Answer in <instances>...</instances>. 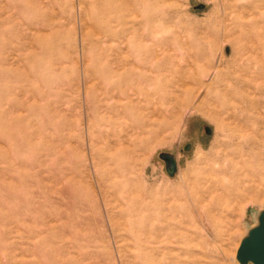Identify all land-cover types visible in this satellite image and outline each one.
<instances>
[{"label":"rangeland","instance_id":"1","mask_svg":"<svg viewBox=\"0 0 264 264\" xmlns=\"http://www.w3.org/2000/svg\"><path fill=\"white\" fill-rule=\"evenodd\" d=\"M257 4L0 0V264H239L264 62L222 39Z\"/></svg>","mask_w":264,"mask_h":264},{"label":"bare ground","instance_id":"2","mask_svg":"<svg viewBox=\"0 0 264 264\" xmlns=\"http://www.w3.org/2000/svg\"><path fill=\"white\" fill-rule=\"evenodd\" d=\"M247 8L248 7L245 5L241 6V10L238 11L239 13L238 17L244 18L246 17V15H249V17H251L252 19L248 20L247 22L241 25L242 30L239 32V34H237L236 36L225 35L222 40L224 42H228L231 44L232 50L236 55L239 54L240 52L241 53L249 52L250 50H249L248 44L249 42H252L253 48L256 51H258V53L261 52L260 58H261V61L264 62V0H260V4H257L253 8L252 11H247L246 10ZM219 38L220 37H217L216 39L219 41L220 40ZM204 41H205V38H202L198 42L201 45ZM182 44H183L182 42L181 43H178L176 41L173 42L174 48L179 52L182 51ZM203 46L207 49L205 45ZM200 59H205L206 61L209 60L207 59V56L205 53L201 54ZM141 60L142 58L139 57L138 58L139 64ZM243 200L244 199L242 198L239 199V201L241 202Z\"/></svg>","mask_w":264,"mask_h":264},{"label":"water","instance_id":"3","mask_svg":"<svg viewBox=\"0 0 264 264\" xmlns=\"http://www.w3.org/2000/svg\"><path fill=\"white\" fill-rule=\"evenodd\" d=\"M236 260L239 264H264V210L258 214L257 224L241 240Z\"/></svg>","mask_w":264,"mask_h":264}]
</instances>
